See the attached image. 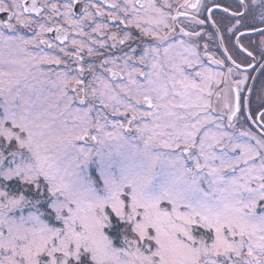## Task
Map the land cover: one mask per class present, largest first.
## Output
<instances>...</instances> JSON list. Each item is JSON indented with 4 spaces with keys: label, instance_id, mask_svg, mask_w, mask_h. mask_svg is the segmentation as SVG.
<instances>
[{
    "label": "snow or ice",
    "instance_id": "snow-or-ice-1",
    "mask_svg": "<svg viewBox=\"0 0 264 264\" xmlns=\"http://www.w3.org/2000/svg\"><path fill=\"white\" fill-rule=\"evenodd\" d=\"M108 7L0 0V264H264V0Z\"/></svg>",
    "mask_w": 264,
    "mask_h": 264
},
{
    "label": "flooded vegetation",
    "instance_id": "flooded-vegetation-1",
    "mask_svg": "<svg viewBox=\"0 0 264 264\" xmlns=\"http://www.w3.org/2000/svg\"><path fill=\"white\" fill-rule=\"evenodd\" d=\"M98 2L100 4L101 8L105 12H107V11L110 10L108 6H109V4L111 2H113V0H98ZM140 2L141 3H145L146 0H140ZM77 14L79 15V10H77ZM5 18H6L5 14H0V20H3ZM96 20H97L98 23H105L107 21V17L106 16L97 17ZM107 31L109 33L115 32L116 28H115V26L109 24V27H108ZM52 35H54V34H49V38H51ZM259 39H260V37L257 36V35H253L251 37V40L253 42H258ZM109 43H111V42L109 41ZM244 43L247 45L248 44V40L246 39L244 41ZM221 51H222V49H221ZM4 53H7L8 59H12L16 55L14 52H11L8 49H0V55L5 57L6 54H4ZM216 54L219 56L220 52L217 51ZM0 60H3V59H0ZM252 63L255 65V70L249 69V75H250L251 79H249V81H248V88H251L253 91L251 92V94L249 92L245 91L244 92V96L250 98L251 107L253 109H255L256 107H258V105L260 103V99H259L260 91H261L262 88H264V68L261 67V65H264V60H261L260 56L257 54L255 60L252 61ZM211 67L214 70H218V71L222 70V69L217 68L214 65L211 66ZM253 127H255V126H253ZM256 131L259 132V129H256Z\"/></svg>",
    "mask_w": 264,
    "mask_h": 264
},
{
    "label": "rangeland",
    "instance_id": "rangeland-1",
    "mask_svg": "<svg viewBox=\"0 0 264 264\" xmlns=\"http://www.w3.org/2000/svg\"><path fill=\"white\" fill-rule=\"evenodd\" d=\"M4 54H6L5 57L0 55V59H3V60H0V69H4V68L9 67L8 65L2 63V61H4V60H9L8 56H7V53H4Z\"/></svg>",
    "mask_w": 264,
    "mask_h": 264
}]
</instances>
